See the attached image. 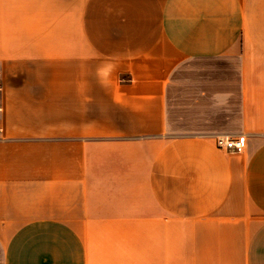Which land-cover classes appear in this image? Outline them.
Returning a JSON list of instances; mask_svg holds the SVG:
<instances>
[{"label":"crops","instance_id":"crops-1","mask_svg":"<svg viewBox=\"0 0 264 264\" xmlns=\"http://www.w3.org/2000/svg\"><path fill=\"white\" fill-rule=\"evenodd\" d=\"M0 77V264H264V0H0Z\"/></svg>","mask_w":264,"mask_h":264},{"label":"built area","instance_id":"built-area-1","mask_svg":"<svg viewBox=\"0 0 264 264\" xmlns=\"http://www.w3.org/2000/svg\"><path fill=\"white\" fill-rule=\"evenodd\" d=\"M2 90V80L0 77V92ZM1 113V105H0ZM216 147L220 149L232 150L235 152H242L246 146V136L245 135H217L215 138Z\"/></svg>","mask_w":264,"mask_h":264}]
</instances>
